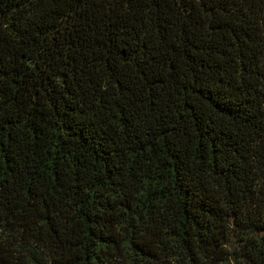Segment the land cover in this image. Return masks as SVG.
<instances>
[{
  "label": "trees",
  "instance_id": "trees-1",
  "mask_svg": "<svg viewBox=\"0 0 264 264\" xmlns=\"http://www.w3.org/2000/svg\"><path fill=\"white\" fill-rule=\"evenodd\" d=\"M0 264H264V0H0Z\"/></svg>",
  "mask_w": 264,
  "mask_h": 264
}]
</instances>
